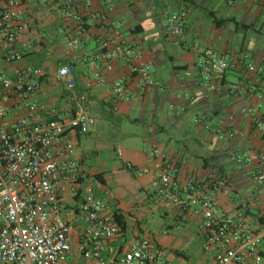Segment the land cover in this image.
<instances>
[{"label": "crops", "instance_id": "0c3cea01", "mask_svg": "<svg viewBox=\"0 0 264 264\" xmlns=\"http://www.w3.org/2000/svg\"><path fill=\"white\" fill-rule=\"evenodd\" d=\"M19 1L18 10L29 24V30L19 42L29 43V49L21 59L11 63L4 61L7 50L0 51V71L8 76L16 69L27 67L43 71L42 86L35 101L42 107L44 119L68 120L79 112L96 118L89 134L77 133L71 138L78 149L76 157L83 175L81 190L85 189V182L101 186L102 194L97 193L96 197L107 199L108 205L127 224L124 236L109 243L110 253L106 257L110 258L113 251L132 239L142 237V223L150 219L139 209L146 202L151 211L150 204H154L155 210L163 209L164 218L178 220V210L167 207L163 197L151 188L155 175L154 159L150 155L153 147L164 151L170 162L180 167L179 185L190 177L200 178L220 171L229 181L228 194L222 192L217 197L222 211L232 215L242 209L251 219L255 232L264 228V201L252 199L256 192L257 162L240 165L231 158L249 150L264 152V133L243 112L247 107L262 105L260 114L264 121V73L248 72L239 62L240 53L247 52L249 63L264 67L261 45L264 0H75L77 8L71 15L60 11L64 0ZM168 8L188 13L178 36L171 33L166 20L161 21V15ZM91 13L97 16L96 20L90 19ZM77 15L86 22L85 30ZM158 21L176 37L174 46L180 51L162 55L159 50L147 49L146 35L156 31ZM118 46L129 48L132 56L117 54ZM208 49L232 59L224 82L241 83L243 90L237 94L217 93L216 80L203 78L196 62L201 51ZM166 58L172 63L170 66L165 64ZM189 59L190 63L175 64ZM141 62L152 66L154 84L150 87L142 85L133 72V67ZM62 66L75 69L76 85L72 89L58 77ZM96 74L105 77L106 84H100ZM119 82L125 85L129 100L115 99L113 89ZM253 86L258 88L257 95L249 92ZM16 103L17 99L13 98L9 121L27 112ZM197 117L220 122L236 132V136L224 144H214L205 132L218 137L205 126L196 125ZM91 158L97 159L96 166L89 165ZM128 163L136 168L149 167L152 172L137 176L127 168ZM62 197L66 207L62 216L72 226L75 251L84 230L76 214L80 197L67 184ZM258 218L262 220L259 222ZM188 223L196 226L205 241L198 220L194 217ZM73 255L83 261L76 252ZM212 255L211 264L215 251Z\"/></svg>", "mask_w": 264, "mask_h": 264}, {"label": "built area", "instance_id": "2783aa9c", "mask_svg": "<svg viewBox=\"0 0 264 264\" xmlns=\"http://www.w3.org/2000/svg\"><path fill=\"white\" fill-rule=\"evenodd\" d=\"M19 5V0H0V51L7 50L6 63L21 59L29 49V43L19 42L29 30V24L18 10ZM86 5L89 6L90 1ZM76 8L75 0H64L60 11L71 15ZM163 16L171 33L180 35L188 13L165 10ZM76 18L85 30L83 17L77 15ZM90 19L94 21L97 16L91 13ZM116 52L121 56H132V51L122 46H118ZM249 61V54L241 52L239 62L248 72L264 73V67ZM231 65L232 59L210 49L201 51L196 62V68L205 80H216L217 93L237 94L244 89L243 84L224 82ZM133 72L139 76L142 85L150 87L154 84L151 65L141 62L133 67ZM43 76L41 69L32 67L16 69L12 76L0 71V264H171L161 246L145 236L127 242L113 251L110 258L105 256L110 253L109 243L122 237L124 231L116 220V211L106 201L86 188L81 190L83 175L76 157L78 149L71 138L77 133L89 134L97 120L84 112L76 113L68 120L44 119L42 107L35 101ZM58 77L68 89L75 87L74 67H60ZM95 78L102 85L107 82L100 74ZM257 91L255 86L249 89L252 94L257 95ZM113 92L117 101L130 99L122 82L114 86ZM13 98L18 102L15 105H22L27 112L9 121ZM261 107L250 106L243 112L264 133ZM194 123L212 130L220 140L236 136V132L220 122L212 123L209 118L197 117ZM118 154L121 155V150ZM150 155L155 169L151 182L153 192L163 197L167 207L178 210L179 223L194 217L198 220L205 236V251H215L213 264H264V228L255 232L245 211L239 209L230 215L218 205V194L229 192V181L220 171L205 177H190L179 185L180 167L170 162L167 154L157 147L150 150ZM231 158L240 165L257 162L256 192L252 199L264 201V152L249 150ZM127 168L134 170L137 176L152 172L149 167L136 168L131 163ZM65 184L80 197L76 214L84 230L75 251L72 226L62 216L66 208L62 197ZM80 190L82 192L78 193ZM74 252L83 261H78Z\"/></svg>", "mask_w": 264, "mask_h": 264}, {"label": "rangeland", "instance_id": "374dc122", "mask_svg": "<svg viewBox=\"0 0 264 264\" xmlns=\"http://www.w3.org/2000/svg\"><path fill=\"white\" fill-rule=\"evenodd\" d=\"M166 10H174L168 8ZM174 11L178 12V9ZM162 23L165 22V18L161 15ZM156 31H150L147 33V49L151 48L153 51L159 50L161 54H175L176 50L180 51L179 47L174 46L175 38L168 29L163 28L162 24L158 21ZM164 35H167L165 37ZM264 39V37H263ZM261 45L264 48V40L261 41ZM193 48V47H192ZM168 56V55H167ZM193 58L192 55L189 56ZM190 60L176 61L175 64L184 65L190 63ZM166 65L170 66L172 63L166 58ZM135 127L142 128L141 125H135ZM189 127L194 128L193 124H189ZM205 135L210 138L214 144H224L226 140H219L213 134L205 132ZM110 158L114 159L113 154L109 155ZM89 165L96 166L97 159L91 158L88 161ZM89 182V180H88ZM84 187L96 194H102L100 190L101 186L94 183H86ZM102 197V196H100ZM99 198V197H98ZM102 199V198H100ZM103 201L107 199H102ZM107 202V201H106ZM152 211L148 208L147 202L145 203L144 209L141 207L139 210L147 216L150 220L142 223L143 232L141 236L152 238L155 240L163 249L165 257L170 261L171 264H211L213 251H205V241L196 229L194 224L183 222L179 223L174 217L164 218L161 214L162 208L156 209V205L150 204ZM138 217V216H137Z\"/></svg>", "mask_w": 264, "mask_h": 264}, {"label": "trees", "instance_id": "16d2710c", "mask_svg": "<svg viewBox=\"0 0 264 264\" xmlns=\"http://www.w3.org/2000/svg\"><path fill=\"white\" fill-rule=\"evenodd\" d=\"M96 178H98L99 179V176H96ZM115 217H116V220H117V222L122 226V228H123V235L122 236H124V234H125V232H126V229H127V224L125 223V221L123 220V217H122V215L121 214H119L117 211H116V213H115Z\"/></svg>", "mask_w": 264, "mask_h": 264}]
</instances>
